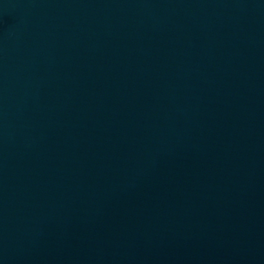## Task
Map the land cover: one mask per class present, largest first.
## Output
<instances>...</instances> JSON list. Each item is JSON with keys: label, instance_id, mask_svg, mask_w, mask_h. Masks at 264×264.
<instances>
[{"label": "water", "instance_id": "95a60500", "mask_svg": "<svg viewBox=\"0 0 264 264\" xmlns=\"http://www.w3.org/2000/svg\"><path fill=\"white\" fill-rule=\"evenodd\" d=\"M0 264H264V0H0Z\"/></svg>", "mask_w": 264, "mask_h": 264}]
</instances>
